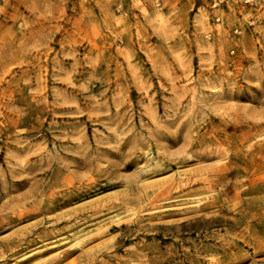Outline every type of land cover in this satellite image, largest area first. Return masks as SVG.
Wrapping results in <instances>:
<instances>
[{"label": "rangeland", "instance_id": "rangeland-1", "mask_svg": "<svg viewBox=\"0 0 264 264\" xmlns=\"http://www.w3.org/2000/svg\"><path fill=\"white\" fill-rule=\"evenodd\" d=\"M214 1L0 0V264H264V0Z\"/></svg>", "mask_w": 264, "mask_h": 264}, {"label": "built area", "instance_id": "built-area-1", "mask_svg": "<svg viewBox=\"0 0 264 264\" xmlns=\"http://www.w3.org/2000/svg\"><path fill=\"white\" fill-rule=\"evenodd\" d=\"M221 2H223V0H215L213 2V6L218 7V6H220ZM242 2L247 3V4H255L257 2V0H242ZM217 19L220 20V16H217ZM235 31L238 32L239 29L236 28Z\"/></svg>", "mask_w": 264, "mask_h": 264}, {"label": "bare ground", "instance_id": "bare-ground-1", "mask_svg": "<svg viewBox=\"0 0 264 264\" xmlns=\"http://www.w3.org/2000/svg\"><path fill=\"white\" fill-rule=\"evenodd\" d=\"M69 253V252H68ZM216 258V257H215ZM214 261V263H217V262H219V260L218 259H215V260H213ZM213 261H211V263L213 262ZM220 264V263H219Z\"/></svg>", "mask_w": 264, "mask_h": 264}]
</instances>
